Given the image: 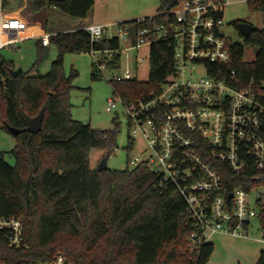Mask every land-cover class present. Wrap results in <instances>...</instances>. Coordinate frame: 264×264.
Listing matches in <instances>:
<instances>
[{
  "label": "trees",
  "instance_id": "trees-1",
  "mask_svg": "<svg viewBox=\"0 0 264 264\" xmlns=\"http://www.w3.org/2000/svg\"><path fill=\"white\" fill-rule=\"evenodd\" d=\"M27 1L36 14L57 8L72 17L87 18L96 0ZM248 3L252 10L263 7L259 0ZM174 5L173 0H160L159 11L145 17V24L162 23V14ZM10 16L5 15L8 20ZM14 24L11 29L17 27ZM49 41L58 46L59 53L45 74L30 70L14 75V60L0 56V130L11 133L8 125L25 127L21 107L30 116L46 107L41 131L13 135L15 146L9 153L14 164L0 152V215H16L24 221V246H9L6 233L0 231V261L36 264L64 253L75 264H209L213 242L203 244L200 253L188 249L192 227L186 224V201L174 185L162 184L161 176L145 163L103 171L91 166L92 150H104L109 158L119 128L115 124L95 129L73 118L70 93L78 72L72 69L65 75L64 57L67 52L119 50L120 38L103 36L93 41L87 28H81L53 33ZM38 43L41 56L45 46L41 39ZM248 45L257 49L253 61L245 60ZM150 47L147 81L111 80L125 106L148 100L175 75L174 39ZM233 52V61L222 67L219 76L236 69L240 87L254 79L259 88L264 82V31L254 26L244 41L233 44ZM108 63L110 69H118L121 52H115ZM99 75L93 62L92 79ZM234 179L235 184H244L242 178ZM256 264H264L263 251Z\"/></svg>",
  "mask_w": 264,
  "mask_h": 264
},
{
  "label": "built area",
  "instance_id": "built-area-1",
  "mask_svg": "<svg viewBox=\"0 0 264 264\" xmlns=\"http://www.w3.org/2000/svg\"><path fill=\"white\" fill-rule=\"evenodd\" d=\"M232 1L178 0L162 14V23L147 25L145 17L136 18L120 26L117 35H108L118 36L120 41L135 37L134 45L91 51L96 68L102 72V68H110L108 60L115 52L174 39L175 75L160 92L148 100L138 99L126 106V111L133 136L139 134L145 141L144 152L130 158L132 166L145 163L161 176L162 184L174 185L186 201V224L192 227L190 253H200L202 245L218 233L247 238L254 219L263 231L260 241L264 247V222L260 221L264 218V82L257 88L252 79L248 86L240 87L236 69L219 76L222 67L233 61V44L238 42L226 30L225 9ZM259 1L263 7L257 9L262 16L258 28L264 31V0ZM13 19L0 24V51L23 37L18 33L23 24L18 17V21ZM12 23H16L15 29H11ZM110 25L86 28L92 40L99 41ZM133 25L137 30L130 33ZM50 35L41 37L42 44H50ZM133 78L126 69L111 80ZM116 99L110 97L108 111ZM234 178H242L244 184H235ZM0 231L6 233L9 246H24L21 217L0 215ZM36 264L75 263L58 253Z\"/></svg>",
  "mask_w": 264,
  "mask_h": 264
},
{
  "label": "rangeland",
  "instance_id": "rangeland-1",
  "mask_svg": "<svg viewBox=\"0 0 264 264\" xmlns=\"http://www.w3.org/2000/svg\"><path fill=\"white\" fill-rule=\"evenodd\" d=\"M0 0V19L2 12L6 14L19 13L26 19L31 16L38 20H47L46 29H66L77 25L82 18L72 17L54 8L49 15L41 11L36 16L32 15L33 10L27 0ZM25 5H27L25 7ZM23 10H19L20 7ZM160 0H96V3L88 15L87 22L107 23L110 25L104 36L110 33L118 34L121 22L153 16L159 11ZM46 10V9H45ZM48 17V18H47ZM47 18V19H45ZM226 30L236 39L239 38L235 21H247L255 27L262 23L261 13L252 10L247 0H233L225 9ZM21 31H24L22 27ZM24 33V32H23ZM38 37L31 36L17 44V48H4L1 55L9 60H14L17 68L24 71L32 70L34 73H47L52 61L58 56L59 49L54 43L45 47L40 56ZM136 38H122L121 48L132 46ZM150 46L142 45L139 48H129L127 52H121V64L118 69L102 68L99 77L92 79V64L94 55L92 52L72 53L67 52L64 57V73L69 76L72 69L78 74L73 78L74 87L70 93L72 103V116L74 119L89 123L95 129H110L118 125L116 147L111 151L108 158V167L111 169L132 168L130 158L144 152L145 141L141 135L133 136L132 128L129 125V117L123 101L115 94L112 86L114 75L122 74L126 69L131 71L132 76L140 81H147L150 71ZM245 59L253 61L256 58L257 49L255 46H246ZM41 57V59H40ZM40 59V60H39ZM115 97L116 104L111 111L107 110L108 100ZM135 138L133 147L130 148L131 138ZM15 146L13 135L5 130H0V152L5 154L6 159L15 163L10 155V150ZM105 151L101 149L92 150L91 166L98 168ZM263 231L260 228L259 220H252L247 238H238L231 235L215 234L211 238L214 244V251L209 264H256L264 249L262 241Z\"/></svg>",
  "mask_w": 264,
  "mask_h": 264
},
{
  "label": "crops",
  "instance_id": "crops-1",
  "mask_svg": "<svg viewBox=\"0 0 264 264\" xmlns=\"http://www.w3.org/2000/svg\"><path fill=\"white\" fill-rule=\"evenodd\" d=\"M28 2V1H27ZM95 3H96V1H95ZM95 5V4H94ZM27 5H25V7H26ZM23 6L22 7H20V9L19 10H23ZM54 10V8H47L46 10H44V11H46L45 12V15H49V13L51 12V11H53ZM34 14V15H33ZM5 15H6V13H4V12H2V15H1V19H0V24H2L3 23V21H5L7 18L5 17ZM8 15H11L10 17H18L19 18V21L23 24V28H24V33L22 32V35H23V37H22V39L20 40V41H18L17 43H16V45H14V46H7L8 48H17V44L19 43V42H21V41H24L26 38H28V37H31V36H35V37H38V39L40 40L41 39V37L45 34V33H49V34H53V33H56V32H58V31H66V30H74V29H81V28H86L87 26H89V25H91V24H107L106 22L105 23H94V22H90V23H88L86 20H87V18H82V20L77 24V25H74V26H72V27H68V28H66V29H59V28H53L52 30H47L46 29V27H47V24H49L47 21H48V17L47 18H45V19H47V20H44V21H42V20H38V19H35V18H33L32 16H31V20H28V19H26L25 18V16L24 15H21V14H19V13H15V14H8ZM32 15L33 16H36L37 14L36 13H34V12H32ZM45 47H48L49 45H44ZM6 47V48H7ZM4 49V48H3ZM0 56H2L1 55V51H0Z\"/></svg>",
  "mask_w": 264,
  "mask_h": 264
},
{
  "label": "water",
  "instance_id": "water-1",
  "mask_svg": "<svg viewBox=\"0 0 264 264\" xmlns=\"http://www.w3.org/2000/svg\"><path fill=\"white\" fill-rule=\"evenodd\" d=\"M178 0H173L174 3H176ZM240 29L241 31L248 35L252 29H253V25L250 24L249 22H242L241 26H240ZM137 30V27L136 25H133L131 28H129V32L130 33H135ZM13 74L14 75H20L24 72V70L19 67V68H16V69H13L12 70ZM45 110H46V107L44 106L39 114H37L36 116H30L28 115V113L25 112L24 108L21 107L20 108V113L22 115V118L24 119V122H25V127L24 128H17V127H14V126H10L8 125V129H10L9 131L11 132L12 135H18L19 133L23 132V131H31V132H39L42 130V127H43V119H44V115L46 114L45 113ZM108 156H104L98 166V169L100 171H103V170H106L108 169ZM231 196V194H230Z\"/></svg>",
  "mask_w": 264,
  "mask_h": 264
},
{
  "label": "flooded vegetation",
  "instance_id": "flooded-vegetation-1",
  "mask_svg": "<svg viewBox=\"0 0 264 264\" xmlns=\"http://www.w3.org/2000/svg\"><path fill=\"white\" fill-rule=\"evenodd\" d=\"M242 22H247V21H239L238 24H237V26H236V28H237V32H239V33H238L239 38H236V40H237L238 42H242V41H244V38H245V36H246V34H244V33L241 31V29H240V26H241Z\"/></svg>",
  "mask_w": 264,
  "mask_h": 264
}]
</instances>
